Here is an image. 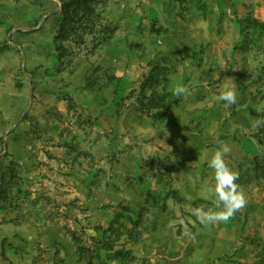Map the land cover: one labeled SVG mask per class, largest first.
Masks as SVG:
<instances>
[{"label":"rangeland","instance_id":"374dc122","mask_svg":"<svg viewBox=\"0 0 264 264\" xmlns=\"http://www.w3.org/2000/svg\"><path fill=\"white\" fill-rule=\"evenodd\" d=\"M96 1L0 0V264H264V0ZM221 145L247 204L202 224Z\"/></svg>","mask_w":264,"mask_h":264},{"label":"clouds","instance_id":"9594fccd","mask_svg":"<svg viewBox=\"0 0 264 264\" xmlns=\"http://www.w3.org/2000/svg\"><path fill=\"white\" fill-rule=\"evenodd\" d=\"M189 89L183 85H175L172 89L173 96L181 97L187 95ZM218 102L229 106L237 103V92L234 88H226L217 97ZM230 149L226 145L221 147L208 160L207 166L213 170L215 181V197L220 210H207L202 207L195 210L194 215L200 223H227L236 212L247 204L246 197L236 183L238 174L233 171L225 162V157Z\"/></svg>","mask_w":264,"mask_h":264},{"label":"trees","instance_id":"16d2710c","mask_svg":"<svg viewBox=\"0 0 264 264\" xmlns=\"http://www.w3.org/2000/svg\"><path fill=\"white\" fill-rule=\"evenodd\" d=\"M64 2L63 4V10L62 13L64 14V20L63 24L61 25V31H67L69 32L70 29H72L70 26V23H82L81 21L85 16H91L94 14L95 9L94 5L96 4V0H62ZM253 24H258L260 27L264 28V23H258V21H253ZM153 80V79H152ZM147 84V83H145ZM145 84L142 85V89H144ZM168 93L165 94L167 96ZM165 96L160 98L158 96L155 98L154 96H151L149 99V103L146 106L147 110L151 113V111L158 109V108H163L161 106L164 105L165 103ZM161 99V100H159ZM142 104V102H141ZM144 105V104H143ZM137 110H139L141 113L145 112L144 107L139 106L137 107Z\"/></svg>","mask_w":264,"mask_h":264},{"label":"crops","instance_id":"0c3cea01","mask_svg":"<svg viewBox=\"0 0 264 264\" xmlns=\"http://www.w3.org/2000/svg\"><path fill=\"white\" fill-rule=\"evenodd\" d=\"M117 44H118L117 42L114 44L113 49L118 48L117 47ZM102 60H103V58H102ZM104 62H106V61H104ZM113 117H115V116H113ZM256 197L257 198L253 202V204H255V206L257 207L258 210L252 212L251 214L249 213V215L247 217L248 221L246 223V228L247 229L249 228V229H253V230L255 229V230H262V231H264V190L258 191ZM250 204L252 205V203H250ZM243 223H245V221ZM262 237L264 239V234H262Z\"/></svg>","mask_w":264,"mask_h":264},{"label":"water","instance_id":"95a60500","mask_svg":"<svg viewBox=\"0 0 264 264\" xmlns=\"http://www.w3.org/2000/svg\"><path fill=\"white\" fill-rule=\"evenodd\" d=\"M51 14H53V12H52V13H49V14H47V15H45V16H44V19L47 18L48 16H50ZM5 147H7V145H6Z\"/></svg>","mask_w":264,"mask_h":264}]
</instances>
